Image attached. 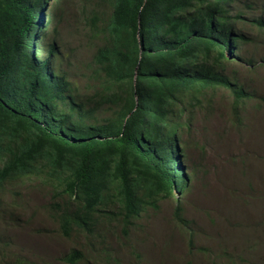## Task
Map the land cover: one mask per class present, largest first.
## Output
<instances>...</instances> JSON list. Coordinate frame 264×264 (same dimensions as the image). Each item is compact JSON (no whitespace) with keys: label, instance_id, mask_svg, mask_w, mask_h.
<instances>
[{"label":"trees","instance_id":"trees-1","mask_svg":"<svg viewBox=\"0 0 264 264\" xmlns=\"http://www.w3.org/2000/svg\"><path fill=\"white\" fill-rule=\"evenodd\" d=\"M69 1L0 0V194L26 178L51 189L55 231L76 246L60 264H118L110 239L119 236L130 264H142L132 240L142 213L172 198L175 220L188 225L182 196L191 178L181 163L192 115L182 118L184 104L200 109L208 91L224 90L241 123L254 97L225 70L250 42L239 24L264 33V9L249 18L255 0L238 13L237 0H91L81 17L98 46L76 93L49 37ZM39 8L43 58L39 39L27 37ZM3 250V264H37Z\"/></svg>","mask_w":264,"mask_h":264},{"label":"rangeland","instance_id":"rangeland-1","mask_svg":"<svg viewBox=\"0 0 264 264\" xmlns=\"http://www.w3.org/2000/svg\"><path fill=\"white\" fill-rule=\"evenodd\" d=\"M255 1L249 18L264 9V0ZM252 2L237 0L233 12L246 11ZM82 6L88 10L91 0L69 1L58 36L49 35L58 48L56 67L76 93L84 92L88 84L98 46V38L83 25ZM238 27L250 42L225 74L254 98L240 109V124L232 115L227 91H208L200 109L184 104L182 118L187 112L192 115L188 138L184 136L183 166L191 178L189 192L182 196L188 225L175 220L172 198L159 199L157 210L142 213L137 224L144 229L132 238L142 264L264 263V33L247 21ZM47 40L40 43L42 58ZM28 180L7 184L0 194V248L5 255H20L37 264H60V258L76 248L74 240L55 231L51 189ZM110 242L118 264H130L127 240L119 236Z\"/></svg>","mask_w":264,"mask_h":264},{"label":"clouds","instance_id":"clouds-1","mask_svg":"<svg viewBox=\"0 0 264 264\" xmlns=\"http://www.w3.org/2000/svg\"><path fill=\"white\" fill-rule=\"evenodd\" d=\"M42 8V7H41ZM41 8H39V10L37 11V13H36V19H35V21H34V23H35V25H34V27H32L31 28V30H33V29H36V31H35V35L32 37V32H31V35H29V34H27V37H28V39L29 40H31V41H33V40H36V41H38V39H39V41H38V43L40 42H42L43 40H44V38H38V39H36V36H38L39 35V33H40V17L42 16V13L40 12V9ZM46 8V11H45V9H44V13L46 14V13H48V7H45ZM40 43H39V46H40ZM182 165V168L184 169V163H181ZM184 171H185V169H184ZM24 180H27V178L26 179H24ZM9 183V182H8ZM179 184V183H178ZM178 184L176 185V188H175V195H178V193H179V191L177 190V187H178ZM182 186H183V184H181ZM64 256H62L61 258H60V260L63 258ZM59 260V261H60ZM0 264H3V260L1 259V256H0Z\"/></svg>","mask_w":264,"mask_h":264}]
</instances>
